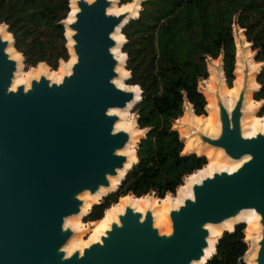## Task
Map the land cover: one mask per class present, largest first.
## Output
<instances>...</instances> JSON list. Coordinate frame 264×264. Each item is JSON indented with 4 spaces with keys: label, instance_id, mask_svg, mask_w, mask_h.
Wrapping results in <instances>:
<instances>
[{
    "label": "water",
    "instance_id": "water-1",
    "mask_svg": "<svg viewBox=\"0 0 264 264\" xmlns=\"http://www.w3.org/2000/svg\"><path fill=\"white\" fill-rule=\"evenodd\" d=\"M112 5L111 0H79L74 21L62 23L73 33L76 61L59 84L42 76L28 89L13 90L17 62L6 52L9 41L0 36V264H206L219 240L211 243L209 227L243 212L259 217L252 263L264 264V133L243 136L248 64L232 110L216 97L219 134L192 130L200 147L221 150L241 166L193 185L192 197L169 213L170 233L155 227L151 210L142 214L127 207L99 242L66 254L77 232L65 223L82 214V198L112 188L111 178L131 170L123 152L133 135L116 129L122 118L112 112L134 108L141 91L116 86L119 62L112 50L118 46L114 35L134 18L109 14ZM239 225L244 224L233 230Z\"/></svg>",
    "mask_w": 264,
    "mask_h": 264
},
{
    "label": "trees",
    "instance_id": "trees-1",
    "mask_svg": "<svg viewBox=\"0 0 264 264\" xmlns=\"http://www.w3.org/2000/svg\"><path fill=\"white\" fill-rule=\"evenodd\" d=\"M134 0H119L127 5ZM69 0H0V26L14 40L26 69L44 63L57 70L69 54L62 23L70 13ZM244 31L246 41L262 65L253 94L262 103L264 117V0H143L139 14L122 29L130 73L127 86H137L141 100L132 113L137 127L145 131L137 144L136 159L117 189L103 198L85 218L96 223L121 198L154 194L163 200L175 195L186 177L207 165L204 156L185 153L174 123L189 103L197 117L206 116L207 101L199 84L209 77L207 60L222 57L226 85L235 80L234 27ZM246 227L224 233L215 255L206 264H241L248 252Z\"/></svg>",
    "mask_w": 264,
    "mask_h": 264
},
{
    "label": "bare ground",
    "instance_id": "bare-ground-1",
    "mask_svg": "<svg viewBox=\"0 0 264 264\" xmlns=\"http://www.w3.org/2000/svg\"><path fill=\"white\" fill-rule=\"evenodd\" d=\"M77 1L79 0H69L70 13L67 19L64 21L65 25H69L74 21V17L78 11L76 6ZM86 1L91 3L94 0ZM111 1L113 2V5L109 9V14L120 15L123 13H132L133 18H136L140 11V5L143 0H134L132 3L127 5H120L119 0ZM117 6L123 7L121 9H118L116 8ZM233 33L235 35L234 41L236 46V70L235 80L233 82L232 87L228 88L226 85V80L222 67V57H220L218 59L220 60V64L215 66L207 65L209 77L207 80L202 81L204 87L200 90L206 98V114L208 113L209 115L207 117H197L193 111L192 106L189 103H186L184 106L183 114V116H185L184 122L180 124V121H182V118H180L174 123V125H176V123H179L180 128L185 130V132H180L181 137H185V139H182L185 145L184 152L199 156H207L209 158V164L206 165L202 170L197 171L193 175L186 177L184 180L185 186L182 185L177 189L178 193L175 198H172L170 196L168 197L167 195L163 200L159 199L160 202L155 200L156 197L152 194L139 199L131 195L121 198L120 204L112 206L109 210L105 212L104 218L93 225V235L91 240L87 244H78L80 242H78L77 237H79L80 235L73 237L69 241V243L65 247L67 255H70L76 250L82 253L83 250L89 245L99 242L101 237L105 235V232L110 229L112 223H118V217L125 212V209L127 207H130L142 214H145L147 210H151L154 217L155 227H157L161 233H170L171 228L170 222L168 221L169 213L171 210L178 209L185 199L192 197L191 189L193 185L199 184L203 179L211 177L214 173H220L222 171L232 173L241 166L242 162H235L229 160L228 158L224 157L221 150H215L210 147H200L198 138L195 136L194 132L196 130L202 132L203 134L209 137H216L219 134V115L216 97L219 96L228 111L232 110L235 102L238 99L239 93L243 85V79L245 74V66L243 64V61L244 58H246L248 60L250 74L249 91L247 93L244 103V109L247 112L248 118L246 120L245 117V119L243 120V136L249 138L254 137L258 133H264V117L259 120H255L254 118H252L254 115H256V112L260 109L262 103H250L251 100H253V94L259 89L256 84V78L261 70L262 65L258 64L259 66H254L253 61L255 54L253 53L251 55L249 51L251 50V45L246 41L244 31L235 26L233 29ZM72 34L73 33L70 30H67L65 33L68 39L67 45L70 54V60H68L67 64L63 65V69H61L59 73L51 74L48 70H46V68L42 64H40L36 70H32L27 73H21V63L23 59H21L16 54L14 45L12 43V36L7 33L6 27L0 26L1 38L4 41H9L10 43L6 52L12 60L17 62L18 70L15 74V79L12 87L13 90L20 85H23L26 89H28L32 80H38L42 76L46 77L53 83H61L63 77L71 73V68L76 61V58L71 49L73 45V42L71 41ZM114 40L118 43V46L112 50V53L115 56L116 60L119 62V65L117 66V72L120 75L119 78L115 80V84L120 89H123L128 92H133L138 95L139 91L137 86L126 85V80L129 78L130 73H128L125 69L126 55H124L121 51L122 45L125 43V39L122 34L117 32L114 35ZM132 109L133 105L129 106L127 110L112 112L117 115H120L123 118L122 122H119L116 125L117 130L127 131L129 125L126 122L125 117L126 114L129 113ZM174 127L178 131V127ZM134 133H136L137 135L139 133H143L145 136V131ZM139 141L140 139H134L133 142L130 143L126 150L123 152L124 154L129 155L130 159V164L127 171H129L131 167L137 163L136 147ZM125 176L126 175L124 173H120L119 177L111 178L110 182L112 184V188H103L94 197L86 194L82 198L83 201H85L84 206L82 207V214L71 220H67L65 226L67 228L69 227L71 230L77 232L78 234L82 233V231L84 230L80 226L79 220H83L84 217L88 215L89 211L93 206L97 205L99 201H101L104 197L113 193ZM240 223L247 225L245 235L246 243L248 244L249 250L246 253L244 259L247 264H254L252 263V261L255 259L258 250L257 243L260 240L261 229L259 225V217L253 212H243L238 218L231 219L222 225L209 227L210 234L212 237L211 243L215 244L224 232H232L234 227Z\"/></svg>",
    "mask_w": 264,
    "mask_h": 264
},
{
    "label": "rangeland",
    "instance_id": "rangeland-1",
    "mask_svg": "<svg viewBox=\"0 0 264 264\" xmlns=\"http://www.w3.org/2000/svg\"><path fill=\"white\" fill-rule=\"evenodd\" d=\"M123 7V6H122ZM122 7H119V6H117L116 8H118V9H121ZM11 35V34H10ZM235 36V35H234ZM13 38V37H12ZM68 49V48H67ZM250 51V53H251V55L253 54V52L251 51V50H249ZM15 52H16V54L21 58V59H23V57H22V55L20 54V53H18L16 50H15ZM68 54H69V50H68ZM69 58H70V54H69ZM70 60V59H69ZM42 65H44V67L46 68V70H48L51 74H55V73H59L60 71H61V69H63V65L64 64H67V62H64V61H61L60 63H59V66H58V68H57V70H52L50 67H48L46 64H44V63H41ZM218 64H220V60H208L207 61V65L208 66H210V65H212V66H215V65H218ZM243 64H244V66L246 65V64H248V60L246 59V58H244V61H243ZM253 64H254V66H259L255 61H253ZM40 65V64H39ZM38 65V66H39ZM37 66V67H38ZM37 67L36 68H30V69H26V67H25V65H24V61L22 60V63H21V73H27V72H30V71H32V70H36L37 69ZM203 82H201L200 84H199V88H200V90H201V88L203 89V87H204V85L202 84ZM252 98H253V96H252ZM250 103H254L255 104V100L253 99V100H251V102ZM209 114L207 113L206 114V117L208 116ZM122 118V117H121ZM199 118H201V117H199ZM247 116H246V120H247ZM252 118H254L255 120H259V119H262V118H260L259 117V110H257V112H256V115H254ZM251 118V119H252ZM122 120H123V118H122ZM122 120H121V122H122ZM125 120H126V122L128 123V131H130V133L133 135V140L135 139V140H137V139H142V138H144V134L143 133H139V132H142V131H140L139 129H138V127H137V118H136V116L132 113V111H130L129 113H127L126 114V117H125ZM184 120H185V116H183L182 117V121H180V124L182 123V122H184ZM180 124L179 123H176V125H174V126H176V127H178V133H179V135H180V137H181V134H180V132L181 131H184L185 132V130L184 129H181L180 128ZM134 132H137V133H139L138 135L136 134V133H134ZM181 139H185V137H181ZM136 150H137V147H136ZM197 156H199V155H197ZM204 157H206V159H207V165L209 164V158L207 157V156H204ZM183 185L185 186V183H183ZM177 193L178 192H176V194L175 195H168V197L170 196V197H172V198H175L176 196H177ZM152 196V195H151ZM155 200H157L158 202H160L159 201V199H157V197L155 198ZM121 203V200L118 202V204H120ZM117 205V204H116ZM116 205H114V206H116ZM71 220V219H70ZM168 221H169V218H168ZM79 222H80V226L82 227V229L84 230V231H82V233H77L75 236H78V235H80L79 237H77V240H78V242H80V243H78V244H80V245H85V244H87L90 240H91V238H92V235H93V230H94V224L95 223H90V222H86L85 221V218L83 219V220H79ZM244 226L247 228V225H245L244 224ZM165 231V230H164ZM245 231H246V229H245ZM74 236V237H75Z\"/></svg>",
    "mask_w": 264,
    "mask_h": 264
}]
</instances>
